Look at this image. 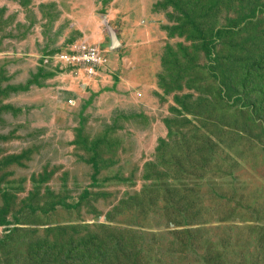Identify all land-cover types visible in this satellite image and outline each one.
Here are the masks:
<instances>
[{
  "label": "rangeland",
  "instance_id": "374dc122",
  "mask_svg": "<svg viewBox=\"0 0 264 264\" xmlns=\"http://www.w3.org/2000/svg\"><path fill=\"white\" fill-rule=\"evenodd\" d=\"M214 1L0 0V264H264V0ZM83 42L96 74L50 59Z\"/></svg>",
  "mask_w": 264,
  "mask_h": 264
},
{
  "label": "trees",
  "instance_id": "16d2710c",
  "mask_svg": "<svg viewBox=\"0 0 264 264\" xmlns=\"http://www.w3.org/2000/svg\"><path fill=\"white\" fill-rule=\"evenodd\" d=\"M202 3L204 0H198ZM214 0H208V6L214 3ZM254 11V10H253ZM221 30H216L214 35L220 36ZM241 76L239 80V89L236 88L239 95L243 98V94L246 98L250 99V120L252 122L264 121V52L258 54V56L242 66ZM259 117V118H256ZM96 240L88 236L86 238H80L76 242L68 241L64 245L59 243H51L44 241L38 251L33 257H37L39 254L44 253V257L55 256L57 257L54 262L61 264L62 261L65 264H116L117 260L109 259V249L107 252L101 249L95 244ZM90 247V248H88ZM90 251L94 252L95 256L89 255ZM43 263V260H40Z\"/></svg>",
  "mask_w": 264,
  "mask_h": 264
},
{
  "label": "built area",
  "instance_id": "2783aa9c",
  "mask_svg": "<svg viewBox=\"0 0 264 264\" xmlns=\"http://www.w3.org/2000/svg\"><path fill=\"white\" fill-rule=\"evenodd\" d=\"M50 59L54 60L55 65L61 63L60 68L77 66L87 76L96 74L97 69L106 62L103 52L96 46L84 42L67 48L65 52L50 56Z\"/></svg>",
  "mask_w": 264,
  "mask_h": 264
},
{
  "label": "bare ground",
  "instance_id": "6f19581e",
  "mask_svg": "<svg viewBox=\"0 0 264 264\" xmlns=\"http://www.w3.org/2000/svg\"><path fill=\"white\" fill-rule=\"evenodd\" d=\"M8 18V17H7ZM11 30V29H10ZM99 39V38H98ZM101 41V40H100ZM112 44V43H111ZM127 45V44H126ZM109 52V51H108ZM127 52V51H126ZM116 57V56H115ZM119 57V56H118ZM41 59V58H40ZM109 64V63H108ZM42 68V67H41ZM37 73V72H36ZM32 79V78H31ZM28 112V111H27ZM64 128V127H63ZM155 147V146H154ZM62 152V151H61ZM149 162V161H148ZM153 162V161H152Z\"/></svg>",
  "mask_w": 264,
  "mask_h": 264
},
{
  "label": "water",
  "instance_id": "95a60500",
  "mask_svg": "<svg viewBox=\"0 0 264 264\" xmlns=\"http://www.w3.org/2000/svg\"><path fill=\"white\" fill-rule=\"evenodd\" d=\"M116 45H118V43H115Z\"/></svg>",
  "mask_w": 264,
  "mask_h": 264
},
{
  "label": "crops",
  "instance_id": "0c3cea01",
  "mask_svg": "<svg viewBox=\"0 0 264 264\" xmlns=\"http://www.w3.org/2000/svg\"><path fill=\"white\" fill-rule=\"evenodd\" d=\"M95 43V42H94Z\"/></svg>",
  "mask_w": 264,
  "mask_h": 264
}]
</instances>
